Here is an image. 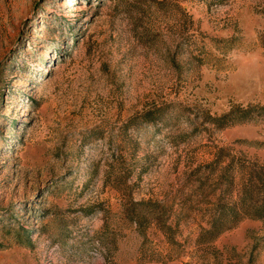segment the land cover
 I'll return each mask as SVG.
<instances>
[{
  "label": "rangeland",
  "instance_id": "374dc122",
  "mask_svg": "<svg viewBox=\"0 0 264 264\" xmlns=\"http://www.w3.org/2000/svg\"><path fill=\"white\" fill-rule=\"evenodd\" d=\"M258 108L264 0H0V264H264Z\"/></svg>",
  "mask_w": 264,
  "mask_h": 264
},
{
  "label": "trees",
  "instance_id": "16d2710c",
  "mask_svg": "<svg viewBox=\"0 0 264 264\" xmlns=\"http://www.w3.org/2000/svg\"><path fill=\"white\" fill-rule=\"evenodd\" d=\"M262 112H264V108H258V113ZM251 113V109H239L235 112L233 111L221 117L214 118L213 122L217 127H225L230 125L229 123H243ZM238 202L240 203L239 208L233 207L228 211L229 214H221L218 217L216 227H218L219 223L220 226L226 223L236 224L240 215L243 217L257 218L264 214V164L257 168L249 169L243 175ZM215 226H211L209 229L213 234L218 231Z\"/></svg>",
  "mask_w": 264,
  "mask_h": 264
}]
</instances>
